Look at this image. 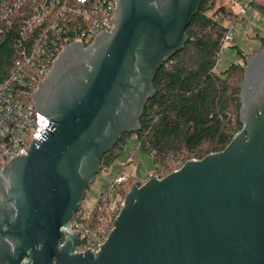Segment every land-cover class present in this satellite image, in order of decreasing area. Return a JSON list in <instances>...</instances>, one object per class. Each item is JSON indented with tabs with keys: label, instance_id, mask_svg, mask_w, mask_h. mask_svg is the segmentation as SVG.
Wrapping results in <instances>:
<instances>
[{
	"label": "water",
	"instance_id": "obj_1",
	"mask_svg": "<svg viewBox=\"0 0 264 264\" xmlns=\"http://www.w3.org/2000/svg\"><path fill=\"white\" fill-rule=\"evenodd\" d=\"M113 1L114 27L66 45L32 92L48 131L0 167V264H264V48L247 57L228 146L134 182L100 249L79 250L73 219L102 158L141 128L203 2Z\"/></svg>",
	"mask_w": 264,
	"mask_h": 264
},
{
	"label": "trees",
	"instance_id": "obj_2",
	"mask_svg": "<svg viewBox=\"0 0 264 264\" xmlns=\"http://www.w3.org/2000/svg\"><path fill=\"white\" fill-rule=\"evenodd\" d=\"M36 1L26 0L17 8L13 0H0V83L11 77L16 62L23 57L24 48L31 51L37 43H41L50 49L53 46L52 39L59 40L63 35L58 32V26L53 27L56 22L55 7L53 13L35 26L32 32L26 37L22 35L23 26L32 15ZM248 7L264 15V0H250ZM240 18L241 13L224 0H203L186 29L188 41L184 48L166 61L154 78L155 94L145 106L140 119L141 128L123 134L116 145L105 153L101 171L117 162L128 140L134 137L153 159L154 169L151 174L160 178L181 168L189 159H202L228 146L243 128L240 95L250 54L239 48L240 61L220 72L216 66L225 36ZM261 48H264V43ZM42 61H46L48 68H51V62L45 60V57ZM25 69L28 75H36L38 65H26ZM39 79L34 82L35 87ZM13 84L20 93L19 97L32 100L30 95L21 93L25 89L22 81L17 80ZM131 161L126 165H130ZM124 168L117 171L115 180L124 174ZM125 176L126 180L118 184L114 192L120 194L122 200L134 182L143 184L149 179V176L145 180H138L133 175ZM86 198L87 191L73 219V225L77 226L81 235L85 232L88 235L80 236V249L103 229L109 234L111 228L108 226L115 221L110 203H105L102 196L92 209L85 207Z\"/></svg>",
	"mask_w": 264,
	"mask_h": 264
},
{
	"label": "built area",
	"instance_id": "obj_3",
	"mask_svg": "<svg viewBox=\"0 0 264 264\" xmlns=\"http://www.w3.org/2000/svg\"><path fill=\"white\" fill-rule=\"evenodd\" d=\"M25 1L13 0L14 6L20 8ZM53 7L56 9V22L53 27L58 26V32L63 35L59 40L52 39L53 46L50 49L41 43H37L31 51L24 48L23 57L16 62V68L11 77L0 83V167L14 155L24 150L31 141L48 131L46 127L49 120L38 112L32 100L28 101L19 97L20 93L15 90L13 82L22 81L25 89L21 93L30 95L32 98V92L38 87V85L37 87L34 86V82L38 78H40V82L50 70L48 63L42 61L43 57L52 65L59 53L69 43L79 41L86 45L90 44L98 32L111 30L114 27L111 18L115 13L116 3L113 0H51L50 2L37 0L32 15L26 19L22 35L26 37L28 33L34 30L35 26L52 14ZM240 13L249 19L251 10L249 7H242ZM231 40L230 30L225 36L224 44ZM26 65H38L37 74L28 75L25 69ZM125 180L124 174L118 176L111 187L107 189V192L101 195L105 203H110L112 216L115 219L121 210L124 199L122 200L120 194L114 192L116 186ZM74 227L77 228V226ZM108 227L112 230L114 223ZM109 234H107L106 229H103L99 235L87 240L83 244V249L79 248V250L92 249L98 251ZM80 236L87 237L88 235L87 232L82 235L80 232Z\"/></svg>",
	"mask_w": 264,
	"mask_h": 264
},
{
	"label": "rangeland",
	"instance_id": "obj_4",
	"mask_svg": "<svg viewBox=\"0 0 264 264\" xmlns=\"http://www.w3.org/2000/svg\"><path fill=\"white\" fill-rule=\"evenodd\" d=\"M224 2L236 11H240L242 7H248L250 0H224ZM248 18L242 16L231 29L232 40L222 47L216 66L218 72L241 60V55L238 53L239 48L248 54L261 49L264 43V15L251 10ZM130 160H132L130 165H126ZM123 166L125 175L136 176L138 180H145L154 169L151 155L139 146V141L135 137L128 140L123 154L116 163L96 175L95 181L87 189L85 203L87 209H92L100 196L111 187L117 171Z\"/></svg>",
	"mask_w": 264,
	"mask_h": 264
},
{
	"label": "crops",
	"instance_id": "obj_5",
	"mask_svg": "<svg viewBox=\"0 0 264 264\" xmlns=\"http://www.w3.org/2000/svg\"><path fill=\"white\" fill-rule=\"evenodd\" d=\"M241 10V9H240ZM237 12H240V11H237Z\"/></svg>",
	"mask_w": 264,
	"mask_h": 264
}]
</instances>
